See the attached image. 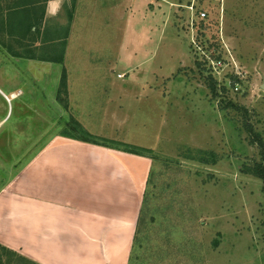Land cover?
<instances>
[{
	"label": "rangeland",
	"instance_id": "374dc122",
	"mask_svg": "<svg viewBox=\"0 0 264 264\" xmlns=\"http://www.w3.org/2000/svg\"><path fill=\"white\" fill-rule=\"evenodd\" d=\"M56 1L47 24L65 28L72 0ZM71 18L63 65L0 47L20 121L0 135V185L76 121L151 157L131 264H264L262 183L241 171L260 161L243 125L264 144V0H76Z\"/></svg>",
	"mask_w": 264,
	"mask_h": 264
},
{
	"label": "crops",
	"instance_id": "0c3cea01",
	"mask_svg": "<svg viewBox=\"0 0 264 264\" xmlns=\"http://www.w3.org/2000/svg\"><path fill=\"white\" fill-rule=\"evenodd\" d=\"M12 92L0 82V135H18ZM36 148L0 185V245L37 264H125L150 160L60 134Z\"/></svg>",
	"mask_w": 264,
	"mask_h": 264
},
{
	"label": "trees",
	"instance_id": "16d2710c",
	"mask_svg": "<svg viewBox=\"0 0 264 264\" xmlns=\"http://www.w3.org/2000/svg\"><path fill=\"white\" fill-rule=\"evenodd\" d=\"M49 1L50 0H0V47H2L10 57L50 64H64L66 44L70 36L69 24L75 10L76 0H72L71 2V9L68 12V25H66L65 28H54V26L47 24L51 22L50 18L46 17V5ZM212 57L215 61L221 59L220 56ZM206 79L207 87L213 99H216L220 93L225 94L227 92L226 87L220 86L211 75ZM234 85L235 82L232 86ZM60 88L66 93L67 80L65 72H63L60 79ZM66 101L67 93L64 100L61 102L62 105H64V108L68 107V102ZM225 107L233 108L236 112H245L244 108H240V106L233 105L232 103H229L228 106L226 105ZM225 107H221V109L224 111L227 109ZM243 127L248 133H250V143L257 148L260 161L244 164L241 171L243 174L252 175L261 181L262 192L264 195V144L258 134L252 133L250 126L246 124L243 125ZM67 128H71L74 132H68ZM67 128L61 133V136L151 159V157L146 156L143 151H139L136 146L108 142L98 136L88 133L86 130L82 129L76 121H73L71 124L68 123ZM113 145L119 147H113ZM148 184L149 175L140 202L128 264H131L132 262L131 253L133 251V244H136L138 236L140 235L139 225L142 222L145 205L147 204L146 190ZM0 264L37 263L0 245Z\"/></svg>",
	"mask_w": 264,
	"mask_h": 264
},
{
	"label": "built area",
	"instance_id": "2783aa9c",
	"mask_svg": "<svg viewBox=\"0 0 264 264\" xmlns=\"http://www.w3.org/2000/svg\"><path fill=\"white\" fill-rule=\"evenodd\" d=\"M200 16H201V18H203L205 15L204 14H200ZM219 64H220V62H219Z\"/></svg>",
	"mask_w": 264,
	"mask_h": 264
}]
</instances>
